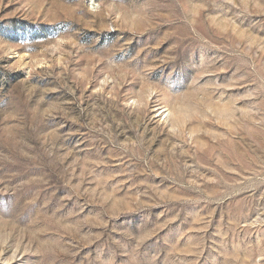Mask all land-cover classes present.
I'll list each match as a JSON object with an SVG mask.
<instances>
[{
  "label": "rangeland",
  "instance_id": "rangeland-1",
  "mask_svg": "<svg viewBox=\"0 0 264 264\" xmlns=\"http://www.w3.org/2000/svg\"><path fill=\"white\" fill-rule=\"evenodd\" d=\"M0 264H264V0H0Z\"/></svg>",
  "mask_w": 264,
  "mask_h": 264
}]
</instances>
